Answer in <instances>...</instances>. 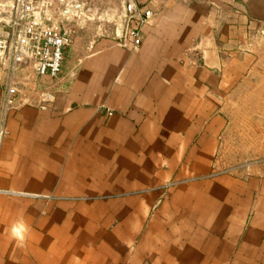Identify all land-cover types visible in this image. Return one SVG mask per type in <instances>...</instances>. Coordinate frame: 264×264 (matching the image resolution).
I'll use <instances>...</instances> for the list:
<instances>
[{"label": "crops", "instance_id": "crops-1", "mask_svg": "<svg viewBox=\"0 0 264 264\" xmlns=\"http://www.w3.org/2000/svg\"><path fill=\"white\" fill-rule=\"evenodd\" d=\"M62 1L54 8L73 18ZM136 8L137 51L116 40L122 18L88 49L72 46L75 74L51 102L5 116L0 264H264V169L218 165L223 101L264 69V0Z\"/></svg>", "mask_w": 264, "mask_h": 264}, {"label": "built area", "instance_id": "built-area-1", "mask_svg": "<svg viewBox=\"0 0 264 264\" xmlns=\"http://www.w3.org/2000/svg\"><path fill=\"white\" fill-rule=\"evenodd\" d=\"M136 1L124 0L123 21L116 34L118 44L132 51L139 49L142 40ZM71 18L59 13L52 0H11L8 4L0 34V138L5 116L17 103L51 102V89L66 78L64 51L74 34ZM74 74L73 68L67 80Z\"/></svg>", "mask_w": 264, "mask_h": 264}, {"label": "rangeland", "instance_id": "rangeland-1", "mask_svg": "<svg viewBox=\"0 0 264 264\" xmlns=\"http://www.w3.org/2000/svg\"><path fill=\"white\" fill-rule=\"evenodd\" d=\"M75 2L64 0L60 8H70ZM84 6L76 11L70 22L74 34L71 46L66 52V72L77 67L75 65L80 50L72 47L73 45L77 44L81 49L85 42L110 36L116 24L123 18L119 14L123 9L119 0H87ZM86 49L88 47L84 45L83 50ZM223 102L228 125L220 141V169L239 173L252 168L264 169V69L252 83L244 84L236 95Z\"/></svg>", "mask_w": 264, "mask_h": 264}, {"label": "clouds", "instance_id": "clouds-1", "mask_svg": "<svg viewBox=\"0 0 264 264\" xmlns=\"http://www.w3.org/2000/svg\"><path fill=\"white\" fill-rule=\"evenodd\" d=\"M29 233V226L23 221H16L11 227V234L13 238L17 239L21 244H23Z\"/></svg>", "mask_w": 264, "mask_h": 264}, {"label": "water", "instance_id": "water-1", "mask_svg": "<svg viewBox=\"0 0 264 264\" xmlns=\"http://www.w3.org/2000/svg\"><path fill=\"white\" fill-rule=\"evenodd\" d=\"M73 7H74V10H75V13H76V11H78L79 4L76 2V3L74 4ZM70 9H71V8H67L66 10L70 11ZM143 18H146V14L143 15Z\"/></svg>", "mask_w": 264, "mask_h": 264}]
</instances>
